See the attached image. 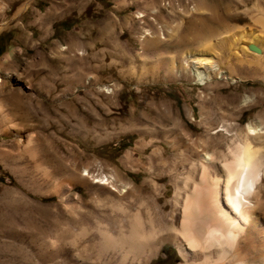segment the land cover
Wrapping results in <instances>:
<instances>
[{"label":"rangeland","instance_id":"374dc122","mask_svg":"<svg viewBox=\"0 0 264 264\" xmlns=\"http://www.w3.org/2000/svg\"><path fill=\"white\" fill-rule=\"evenodd\" d=\"M262 12L264 0H0V264H69L50 261V242L108 207L93 181L141 185L153 150L171 165L190 142L223 146L226 122L264 120ZM241 31L259 36L261 54L234 41ZM204 43L239 81H195L184 61ZM169 58L190 73L170 71ZM167 181L155 197L146 187L164 221ZM159 248L147 264H184L171 242Z\"/></svg>","mask_w":264,"mask_h":264},{"label":"bare ground","instance_id":"6f19581e","mask_svg":"<svg viewBox=\"0 0 264 264\" xmlns=\"http://www.w3.org/2000/svg\"><path fill=\"white\" fill-rule=\"evenodd\" d=\"M199 5L193 7V15L205 11ZM255 22L264 28L263 12L255 17ZM234 39L245 42L247 48L254 45L262 51L258 35L241 31ZM208 46L204 43L203 49L190 53L184 61L190 65L195 81H239L216 68ZM168 60L170 71L176 69L178 75L190 71L186 65L174 67L175 61ZM245 104L243 101L239 107ZM219 132L223 146H211L209 151L208 144L190 142L171 165L164 163L162 150H153L155 167L150 163L146 168L141 166L147 176L141 185L122 181L117 175L97 180L90 176L93 183L107 186L109 205L104 208V202L103 209L95 213L78 214L73 220L79 225L78 232L50 242V261L147 264L156 257L161 245L171 242L184 264H264V120L257 116L242 130L232 129L226 122ZM126 160L133 163L130 154ZM160 165L156 174L153 168ZM164 177L168 178L164 189L172 192V212L166 221L156 211L157 200L146 197L147 188L154 197L159 195L157 181ZM122 221L126 223L125 232L121 231ZM115 225L116 236L111 233Z\"/></svg>","mask_w":264,"mask_h":264},{"label":"water","instance_id":"95a60500","mask_svg":"<svg viewBox=\"0 0 264 264\" xmlns=\"http://www.w3.org/2000/svg\"><path fill=\"white\" fill-rule=\"evenodd\" d=\"M248 50H249L250 52L255 53V54H261L260 49H258V48H257L256 46H254V45H248Z\"/></svg>","mask_w":264,"mask_h":264},{"label":"crops","instance_id":"0c3cea01","mask_svg":"<svg viewBox=\"0 0 264 264\" xmlns=\"http://www.w3.org/2000/svg\"><path fill=\"white\" fill-rule=\"evenodd\" d=\"M35 8H36V6H35ZM35 10L38 11V12L40 11V10H38L37 8H36Z\"/></svg>","mask_w":264,"mask_h":264}]
</instances>
